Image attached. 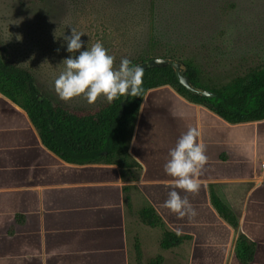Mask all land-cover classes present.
Wrapping results in <instances>:
<instances>
[{"label":"crops","instance_id":"crops-1","mask_svg":"<svg viewBox=\"0 0 264 264\" xmlns=\"http://www.w3.org/2000/svg\"><path fill=\"white\" fill-rule=\"evenodd\" d=\"M9 105L26 118L0 136V193L26 196L24 206L9 213L7 243L0 249L2 256L9 252L14 260L0 264H132L137 241L143 264L154 250L162 251V264H168L169 251H176L171 264H241L235 256L236 231L212 206L210 184L219 186L235 211L239 231L257 244L250 264H264V120L230 124L170 86L154 88L142 102L129 145L143 171L136 182L128 183L115 165L62 161L43 146L26 113L0 94V113ZM191 127L201 132L208 160L197 194L176 189L196 211L189 219L179 218L163 204L172 190L173 178L164 172L169 150ZM16 135L26 141L24 148L13 147ZM125 186L133 187L131 212L151 204L168 230L192 240L163 250L161 230L156 244L149 234L138 235L126 209ZM152 229L158 228H150L154 237ZM183 254L187 262L180 259Z\"/></svg>","mask_w":264,"mask_h":264},{"label":"rangeland","instance_id":"rangeland-1","mask_svg":"<svg viewBox=\"0 0 264 264\" xmlns=\"http://www.w3.org/2000/svg\"><path fill=\"white\" fill-rule=\"evenodd\" d=\"M149 9L152 26L148 31L140 32L135 26L128 28L129 32L120 29L126 25L121 23L132 20L136 13L137 19L141 14L146 21L150 19ZM72 28L85 33L81 40L90 48L103 29L114 31L110 55L115 57V67L124 58L145 56L144 52H150L147 56L152 58L174 55L180 60H194L206 76L224 84L264 62V0H0V56L11 64L35 70L41 92L54 104L90 108L106 98L100 97L92 105L82 97L65 102L54 90V80L65 67L62 61L72 57L63 39L71 35ZM4 107L0 136L13 132L15 122L26 118L11 105ZM12 143L13 147L24 148L26 141L16 135ZM133 195L138 203V196ZM24 196L17 191L0 193V249L7 243L9 213L24 206ZM137 209L129 217L135 221L138 235L147 233L153 242L160 239V229H152L154 238L150 228L136 218ZM174 252L165 253L168 264L176 258ZM150 254L148 262L161 256L162 251ZM131 255L132 264H136L133 250ZM183 255L180 259L187 262ZM0 256L1 263L14 260L9 252Z\"/></svg>","mask_w":264,"mask_h":264},{"label":"trees","instance_id":"trees-1","mask_svg":"<svg viewBox=\"0 0 264 264\" xmlns=\"http://www.w3.org/2000/svg\"><path fill=\"white\" fill-rule=\"evenodd\" d=\"M133 11L134 15L136 10ZM149 13L150 19L148 18L147 21L142 14L138 19L137 13L134 17L132 15V20L121 23L126 25L125 28L120 29L128 31V28L135 26L140 32L148 31L152 26L150 9ZM120 29L116 28L117 31ZM103 30L97 38L111 54L114 48L112 45L115 39L114 31ZM82 42L83 47L80 51L90 48L88 43ZM149 53L144 52L145 56H137L129 60L132 65L139 66L153 58L174 60L181 65L182 74L189 79L194 88L208 90L214 94V97L207 98L189 92L179 82L174 67L168 64L144 69L142 85L144 98L148 91L154 88L170 86L181 97L208 108L230 124L264 120V62L249 69L243 75L233 77L227 83L219 84L206 76L192 59L180 60L174 55L152 58L147 56ZM73 55L78 56L79 52L70 54L72 57ZM115 65L117 69L120 66V64ZM0 94L26 113L43 146L62 161L75 165H115L120 169L122 180L128 183L136 182L142 174L143 167L130 155L129 145L143 97H120L111 103L105 98L97 106L90 108L54 104L41 92L35 70L19 64H11L1 56ZM124 102L125 106L122 107ZM132 188V186L123 188L128 212L132 211L130 196ZM209 191L214 209L236 231V258L241 264H250L254 260L257 244L239 231V218L219 186L210 184ZM136 216L144 226L162 231L160 247L163 250L179 247L192 240V236L168 230L151 204H146ZM135 256L136 264H143L139 241L135 244ZM163 260L162 256H158L149 264H162Z\"/></svg>","mask_w":264,"mask_h":264},{"label":"clouds","instance_id":"clouds-1","mask_svg":"<svg viewBox=\"0 0 264 264\" xmlns=\"http://www.w3.org/2000/svg\"><path fill=\"white\" fill-rule=\"evenodd\" d=\"M84 34L72 28L71 35L63 37L67 51L72 54L79 52V55L62 61L65 67L54 80V90L58 97L65 102L82 97L89 105L100 97H106L109 103L120 97H143L144 69L132 65L127 58L121 60L117 69L114 66L115 57L99 41L91 48L80 51L83 47L81 36ZM205 153L206 145L196 127L189 128L180 136L175 147L169 150L164 172L173 178L170 184L172 190L163 207L179 218L191 219L196 215L188 197L182 198L176 189L190 194L199 192V177L208 160Z\"/></svg>","mask_w":264,"mask_h":264},{"label":"water","instance_id":"water-1","mask_svg":"<svg viewBox=\"0 0 264 264\" xmlns=\"http://www.w3.org/2000/svg\"><path fill=\"white\" fill-rule=\"evenodd\" d=\"M172 65L176 71L177 77L179 79V82L189 91L192 93H196L199 95H202L203 97L207 98H212L214 97V94L211 93L208 90H198L194 88L191 84L189 79L182 74V68L181 65L174 61V60H169V59H151L150 61L141 64L140 66L145 69V68H152L156 66H165V65ZM125 106V102L122 104V107Z\"/></svg>","mask_w":264,"mask_h":264},{"label":"built area","instance_id":"built-area-1","mask_svg":"<svg viewBox=\"0 0 264 264\" xmlns=\"http://www.w3.org/2000/svg\"><path fill=\"white\" fill-rule=\"evenodd\" d=\"M263 168H264V164H263Z\"/></svg>","mask_w":264,"mask_h":264}]
</instances>
